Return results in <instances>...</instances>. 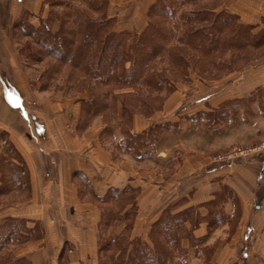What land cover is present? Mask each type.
Returning a JSON list of instances; mask_svg holds the SVG:
<instances>
[{
	"label": "crops",
	"instance_id": "obj_1",
	"mask_svg": "<svg viewBox=\"0 0 264 264\" xmlns=\"http://www.w3.org/2000/svg\"><path fill=\"white\" fill-rule=\"evenodd\" d=\"M198 1L180 5L191 8L187 14L189 17L196 8L204 7L214 12L234 13L237 23L255 25L252 27L255 33L261 28L264 0H231L212 9L206 6L212 0ZM155 2L157 0H107L106 17L114 19L113 27L118 31H140L147 22L149 8ZM46 7L45 0H0V163L5 144L10 142L24 162L25 172L21 173L28 179V200L12 210L0 209V222L4 216L10 215L26 220L27 227L38 223L43 231L40 239L25 244L18 254L27 257L31 264H96L101 212L105 205L100 198L105 197L111 188H133L138 207L133 231L135 235L145 236L150 224L163 210L160 208L167 204L161 205L165 190L172 192L178 187L180 182L175 184L174 181L181 178L180 168L186 165L190 173L188 178H199V182H193L189 187V201L185 205H201L212 197L211 190L215 191L222 183L233 189L236 198V207L232 196H225L220 202L225 217L223 221L213 227L201 221L194 229L196 236L204 235L207 230L212 231L211 235L217 231L224 232L219 238L211 240L218 243L220 250L214 251V261L229 264L234 260L230 259L231 254L238 256L242 246L246 247L248 258L262 261L264 155L231 166L210 163L207 157L213 141L206 137L210 136L209 130L204 127L193 129L191 126L189 131H197L205 138L202 143L195 144V149L191 143L188 144L187 153H183L184 145L175 141L165 146L161 134L159 142L133 154L123 146L121 134L115 138L114 132H111L105 138L106 128L99 123V115L79 128L77 106L73 105L74 110L69 113L68 98H56L49 91L40 92L45 94L44 106L52 113L41 122L32 121L35 117L31 116L27 99L19 90V86L24 89L27 86L25 83H29L25 72L28 69L20 62L12 29L14 21L23 11L28 10L35 18L39 13H45ZM51 29H57L55 21ZM237 86L249 87L242 94L244 98L253 95L257 89L263 91L264 65L243 75ZM172 99L167 101L168 106L172 104ZM62 103L64 108L60 106ZM246 109L248 111L237 113L240 120L238 126L251 133L243 136L242 143L264 138V94L252 97ZM179 115L182 114L178 113L175 117ZM149 123L134 114L131 131H147ZM219 134L217 141L223 135ZM103 141H107L109 147H105ZM228 141L224 142L225 146ZM2 177L0 173V179ZM164 178H173L170 179L172 184L165 185ZM12 190L21 192L17 188ZM205 213L206 210H200L202 216ZM235 214L236 219H233Z\"/></svg>",
	"mask_w": 264,
	"mask_h": 264
},
{
	"label": "rangeland",
	"instance_id": "obj_2",
	"mask_svg": "<svg viewBox=\"0 0 264 264\" xmlns=\"http://www.w3.org/2000/svg\"><path fill=\"white\" fill-rule=\"evenodd\" d=\"M56 1L60 3L56 4L58 3L56 2L53 5L51 4V6L47 4L46 12L43 14L39 13L36 16L34 15L35 18H33V15L28 10L23 11L25 16L23 15L20 20V28L16 27L15 29H12V39L14 45L19 50L20 62L25 66L24 68L28 69V71L25 69V72L27 73L29 83H25L27 86L24 84L26 86L24 89L19 86V90L27 99L25 101L31 116L35 117L32 121L36 123L41 122L43 118L49 117L52 113L50 110L48 112L47 108L44 106L43 96L45 94L40 92L49 91V93L56 98H59L60 96L62 98H68L67 105L69 108L67 109L69 113L74 110L73 105L77 106L79 111V123L77 126H79V128L88 125L91 122L92 117L99 115V123L103 124L104 128H106L104 134L105 138L108 136V133L110 134L111 132H114L116 138L122 134L120 130V127L122 128V122L118 114L120 103L117 98H125V100H129L134 97L133 94L139 92L141 94L140 98L147 99V104L150 106V109L145 113L140 108H136L132 117L134 114H138L145 118V120L151 122L149 123V129H152L153 133L150 134V142L148 145H152L156 141L159 142L162 138L161 134H163V144L165 146L175 141L174 143L184 145L183 153H187L189 152L188 144L191 143V147L195 149L197 147L195 144L202 143L205 138V135L201 136L197 131H189V126L193 129L204 127L209 130L208 132L210 134V136L206 137L208 140L213 141L210 155L207 157L210 163H215L221 166H231L264 155V152L259 151L248 157L233 160L230 163L217 160L218 154L228 151L229 149L254 146L264 141V138H259L251 142L242 143L243 136L250 135L251 133L249 130L247 131L245 128L238 126L240 120H238L239 116H237V113L240 114L243 110L244 112L248 111V109H246V104L248 105L252 97L254 98L259 94H264V90L259 92L260 89H257L253 95L249 92L251 96L244 98L242 94L246 93L249 87L237 86V83L243 78V75L250 73L255 67L264 65V17L261 18L262 24H259L261 28L256 33L252 31V27L255 25H247L249 33L252 36L244 46H227L216 50V52L212 54L204 55L198 52V50L186 46V44L180 40L187 28V25L184 24V16H188V11L191 9L188 5L189 8L181 5L187 2H189L188 4L192 3L190 1H200L183 0L181 1V5L177 6V4H175L176 6L172 7V10H174V17L172 19L168 17L165 19V17L158 14L160 12L151 13L148 17L149 21L155 20V22L161 23L163 29L165 28V30H168V38L167 41L165 40L166 46L161 54L156 57L154 62L155 70L159 73L162 71V74L164 73V76L166 75L167 83L161 81L162 87L160 92L154 91L149 93L144 87L138 85L133 87L131 85L115 86L114 84L99 83L87 72L73 68L69 64L61 63L56 56H52L45 51L41 52V54L37 53V51L42 48L31 35L25 32V30L31 28L30 25H27V22L32 24V26L39 31L40 29L43 30V25L39 24L40 19L41 21L44 20L48 23L49 30L55 33L60 30L61 26L72 28L74 30L77 29L78 24H76V20H82L83 18L86 19L89 16L96 19L106 15L105 10L107 0H91L94 4L100 5L99 9L93 4L90 8L87 2L88 0ZM212 1V3H206V6L211 9L216 8L221 3L231 0ZM156 11H158V8H156ZM66 12L68 15L63 23L62 16L63 13ZM85 13L88 14L87 17H85ZM230 14L237 16L234 13ZM234 20V24L237 23L236 17ZM54 21L55 26H57L55 31L51 29ZM146 25L147 22L144 27H146ZM112 30L116 32L118 31L115 27H113ZM245 31L248 32V30ZM224 33L229 35L227 31ZM77 36L78 35H76V38H78ZM25 43L29 44L32 51H35L32 57L29 56L26 50H23L22 46ZM47 47L53 48L52 50H55L56 53L62 52L60 46L49 44ZM178 47H180V49ZM170 48L172 52H178L179 54L184 55L185 60L183 64L181 63L177 65L169 61L168 50ZM103 53L108 54V50L103 51ZM181 68L185 69V73H180L179 69ZM170 69L173 70V73H170ZM32 90L39 91L40 93H32ZM121 93H123L124 96L120 95ZM237 95L240 96L238 97ZM92 97L99 102L97 103L100 106V108H97L98 111L96 115H90L92 114V111H95V105L89 109L91 104L87 102L91 100ZM172 97L173 102L168 106L169 102L167 104V101ZM134 98L138 97L135 96ZM60 106L64 108V103ZM189 111L195 112V114L189 115ZM149 113H151V115ZM178 113L182 115L175 117ZM220 132L223 135L220 137V141H217ZM227 140L229 141L225 146L224 142ZM102 143L105 147H109L107 141H103ZM222 145H224V147H221ZM6 150L8 149L4 148L6 157L7 155L15 156L12 154L11 149V153H7ZM13 163L17 164L18 161L14 159ZM4 164V162L1 163L3 177L9 178V167H6L7 164L4 166ZM180 170L181 178L174 181L175 184L180 182L177 185L179 188L176 187L172 192L165 190V193L162 196L161 205L167 204L160 209L169 206L177 211L187 207L185 204L189 201L188 197L190 196L188 189L193 185V182L197 184L199 178H188L190 173L187 172L188 169L186 165L183 166V168H180ZM164 179L166 181L165 185L170 186V184H172L170 179L173 178ZM2 189L4 194L0 195V209L12 210L15 207L22 206L23 203L28 200V192L26 190L20 193H15L13 190H10L11 188L5 189V187H2ZM211 192L212 197L210 199L203 201L201 205H192V207H195L199 211H204L206 210L205 206H209L208 203L203 206L205 202H212L214 210L220 211L222 209L219 204L223 198H225V196H234L233 189L229 185L223 183L218 184L215 191L211 190ZM108 205L109 204H107V206ZM137 209L138 207L136 208V211ZM237 214H235L233 219H236ZM2 221L0 223H2ZM133 228L131 231L132 236L135 235ZM120 229L121 228L118 226L114 233L119 232ZM100 231L103 232V234L105 232H112L113 227H111V225L103 226ZM211 232L212 231H207L204 235L198 236L197 239L201 241H199L197 245L184 248L182 255L185 259V263L179 261L177 257H174L173 264H207L209 261L211 264H218L217 261H214L213 259V253L215 250H218L219 247L217 248V246L219 245L214 241L212 243L211 240L219 238L218 236H222L224 232L217 231L212 235ZM33 241H35V239L21 243L14 240L4 246L2 254L22 256L18 254L19 249L25 246V244H29ZM99 255L100 253L98 250V257ZM233 256L234 254H231L230 259L234 260L229 264H264V253L261 254V259L259 258L262 261H258L257 259L251 260L247 256L244 259L241 254V249L238 256Z\"/></svg>",
	"mask_w": 264,
	"mask_h": 264
},
{
	"label": "trees",
	"instance_id": "obj_3",
	"mask_svg": "<svg viewBox=\"0 0 264 264\" xmlns=\"http://www.w3.org/2000/svg\"><path fill=\"white\" fill-rule=\"evenodd\" d=\"M181 1L183 0H157L149 8L148 17L153 12H160L158 14L165 19L167 17L172 19L174 17L172 7L176 6L175 4L180 5ZM56 2L58 1L45 0V3L50 6ZM87 2L89 7L92 4L96 5L91 0ZM96 6L98 9L100 8V5ZM196 9L191 12L190 17L184 16V24L187 25V28L180 40L186 46L207 55L227 46H244L250 40L252 35L249 33V28L244 24H234V15L224 11L214 12L204 7ZM23 15L14 21L13 29L20 28L19 24H21L20 20ZM67 15V12L63 13V20L61 19L63 23ZM87 16L88 14L85 13V17ZM75 22L78 24L77 29L61 26L60 30L54 33L49 30L48 23L40 19L39 24L43 25V30L38 31L27 22L31 28L25 32L31 35L42 48L37 53L41 54L45 51L56 56L61 63L87 72L99 83L114 84L115 86L131 85L133 87L138 85L144 87L149 93L160 92L161 81L167 83L166 75L164 76L162 71H160L161 73L157 72L154 68L155 59L166 46L165 40L167 41L168 38V30L163 29L161 23L155 22V20L149 21L148 18L146 27L140 31L121 30L116 32L112 30L114 19L106 17V15L96 19L89 16ZM226 31L229 35L224 33ZM49 44L60 46L62 52L56 53L55 50H52L53 48L47 47ZM22 48L31 57L35 53L27 43ZM178 48L180 49V47ZM106 50H108V54L103 53ZM168 57L171 63L177 65L183 64L185 60L183 54L172 52L171 48L168 50ZM179 70L181 74L185 73V69ZM169 71L173 73L172 69ZM120 95L124 96L123 93ZM133 95L138 98L133 97L129 100L117 98L120 103L118 114L122 122L120 141L126 150L138 154L150 142V134L153 131L152 129L141 133L131 131L130 123L134 110L140 108L146 113L150 109L147 99L140 98L139 92ZM87 102L91 104L89 109L95 105V111H92L90 115H96L97 108H100L99 102L93 97ZM149 114L151 115V113ZM5 149H8L7 153H11L12 150V154L15 156L7 155L6 157L4 153L5 157L1 159V163L4 162V166L7 164L6 167H9L10 175L9 178L2 177L0 179V185L3 184L0 186V195L4 194L2 187L25 191L28 189V179L21 173L25 172L24 162L10 142L5 144ZM14 159L18 161L17 164L13 163ZM1 163L0 173L3 176ZM232 199L236 207L235 196ZM100 202L105 203L101 212L100 230L103 226L111 225L113 231L104 234L100 231L98 264H173L174 257L185 263L182 255L184 248L195 246L201 241L194 234V229L198 224L201 221H206L208 227H213L225 219L223 211L214 210L212 202H205L204 206L207 203L209 206H205L206 213L203 216L192 205L177 211L173 207L166 206L158 218L150 224L145 236H132L131 231L137 213L133 188L130 186L123 189L111 188L105 197L100 198ZM107 204L109 205L107 206ZM2 220L0 223V264H30L25 256L4 255L2 249L14 240L21 243L40 239L43 235L41 227L38 223L27 227L26 220L10 215L4 216ZM118 226L121 228L120 231L114 233ZM240 249L242 257L245 259L246 247L242 246ZM207 264H211L210 261Z\"/></svg>",
	"mask_w": 264,
	"mask_h": 264
},
{
	"label": "built area",
	"instance_id": "obj_4",
	"mask_svg": "<svg viewBox=\"0 0 264 264\" xmlns=\"http://www.w3.org/2000/svg\"><path fill=\"white\" fill-rule=\"evenodd\" d=\"M259 151L264 152V141L254 146L229 149L228 151L218 154L217 160L230 163L233 160L248 157Z\"/></svg>",
	"mask_w": 264,
	"mask_h": 264
}]
</instances>
